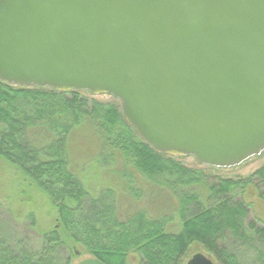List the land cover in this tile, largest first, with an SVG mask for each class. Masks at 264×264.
I'll return each instance as SVG.
<instances>
[{"label":"water","instance_id":"obj_1","mask_svg":"<svg viewBox=\"0 0 264 264\" xmlns=\"http://www.w3.org/2000/svg\"><path fill=\"white\" fill-rule=\"evenodd\" d=\"M0 80L114 96L157 152L233 168L264 152V0H0Z\"/></svg>","mask_w":264,"mask_h":264},{"label":"trees","instance_id":"obj_2","mask_svg":"<svg viewBox=\"0 0 264 264\" xmlns=\"http://www.w3.org/2000/svg\"><path fill=\"white\" fill-rule=\"evenodd\" d=\"M82 123L96 131L103 161L129 165L149 190L152 185L178 193L176 230H170L169 214L152 216L139 209L123 218L111 189L89 192L69 160L68 136ZM0 158L49 200L57 219L41 233V247L31 251L4 235L0 211V264H69L77 247L105 264H128L132 254L137 264H181L194 243L219 264H264V219L248 220L250 205L244 199L251 186L264 199V165L234 178L187 168L144 142L123 119L114 97L99 101L76 90L0 80Z\"/></svg>","mask_w":264,"mask_h":264},{"label":"rangeland","instance_id":"obj_3","mask_svg":"<svg viewBox=\"0 0 264 264\" xmlns=\"http://www.w3.org/2000/svg\"><path fill=\"white\" fill-rule=\"evenodd\" d=\"M76 91L90 99L92 97L99 101L113 100V97L111 98L106 93L95 95L86 90ZM68 143L69 160L72 164L73 173L78 175L90 193L95 195L99 191L109 188L118 196L116 206L123 218V215L132 211H139V209L145 210L146 214L152 216L169 214L172 219L169 225L174 226L170 230L178 228L180 217L177 211L180 201L176 191L173 192V189L166 188L157 189L152 185H150L149 190L146 186L147 182L141 179L139 172L133 171L129 165L126 166L119 159L111 163L103 161L100 157L102 152L97 133L85 123L72 129L68 136ZM171 156L187 168L204 169L222 178L248 176L264 165V152L244 160L243 163L233 166V168H216L213 166L210 168V166L200 165L191 155ZM244 199L250 205V213L247 219L251 220L253 217L264 219V199L261 198L257 186L247 188ZM0 211L5 220L4 222L1 221L3 222L1 228L4 235L9 238L12 245L21 241L31 251L41 247L43 242L41 233L57 225L56 210L50 206L49 200L32 184L23 180L16 169L1 158ZM29 215L32 217L27 218ZM80 250L77 247L76 256L70 254L69 264H77L78 261L88 258L89 255L81 254ZM195 253L206 255L213 264H219L217 259L207 253L199 243H194L188 248L181 264H186L187 260ZM66 256L67 253L65 252L63 258ZM130 257L132 258L128 264H137L139 258L134 254ZM63 258L62 260L65 261Z\"/></svg>","mask_w":264,"mask_h":264}]
</instances>
